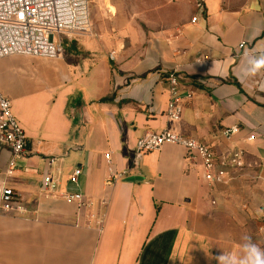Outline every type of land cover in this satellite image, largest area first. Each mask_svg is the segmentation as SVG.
<instances>
[{"label":"crops","instance_id":"1","mask_svg":"<svg viewBox=\"0 0 264 264\" xmlns=\"http://www.w3.org/2000/svg\"><path fill=\"white\" fill-rule=\"evenodd\" d=\"M172 28L118 43L113 60L87 39L81 54L0 59V91L33 151L20 161L31 171L8 178L26 211L0 212V264H221L243 260L246 245L264 252V67L251 72L264 56V0L190 3ZM173 71L192 94L177 123L165 116ZM231 126L238 132L224 137ZM164 128L210 146L227 183L208 189L199 160L177 145L136 154L139 137ZM239 151L243 167L224 163ZM107 152L127 172L114 183ZM9 158L0 147V186ZM75 167L68 188L107 202L101 230L86 209L41 193L43 172L65 188Z\"/></svg>","mask_w":264,"mask_h":264},{"label":"built area","instance_id":"2","mask_svg":"<svg viewBox=\"0 0 264 264\" xmlns=\"http://www.w3.org/2000/svg\"><path fill=\"white\" fill-rule=\"evenodd\" d=\"M202 0H198V7ZM195 19H192L194 21ZM90 27L89 0H0V59L11 55L56 59L63 54V38L72 35H84ZM245 47L244 43L239 44ZM114 59V53H109ZM169 99L165 107V116L171 123L182 118L184 102L192 97L190 92L181 94L179 75L173 71L167 75ZM238 132L237 126L222 130V135L230 138ZM253 140L254 136H250ZM164 144H173L186 151L188 159H198L203 167V179L208 189L218 184H225L230 179L228 171L216 169V157L212 148L194 138L181 135L177 131L164 128L157 132H147L136 141V154H144L159 150ZM0 147L8 149L10 158L4 169L5 180L0 186V212L24 213L26 208L15 188L9 185L8 178L21 173H28L31 168L21 165L22 159L28 158L33 151L29 148V140L25 130L14 116L10 100L0 91ZM107 165V180L111 183L123 178L126 171H115L110 152L103 155ZM243 153L239 151L234 157L224 159V163L237 168L244 165ZM135 159V156L132 160ZM54 157L47 158L50 168L56 164ZM81 170L75 167L68 174L65 188H62L60 176L53 177L50 170L41 175V193L74 202L79 208L86 209L88 226L101 230L107 202L94 201L80 191H72L68 187L77 185ZM212 203H214L212 201ZM98 207L102 208L98 211Z\"/></svg>","mask_w":264,"mask_h":264},{"label":"rangeland","instance_id":"3","mask_svg":"<svg viewBox=\"0 0 264 264\" xmlns=\"http://www.w3.org/2000/svg\"><path fill=\"white\" fill-rule=\"evenodd\" d=\"M90 27L84 35H72L63 39L92 40L106 45L107 54L118 43H128L143 36L169 32L181 18L190 3L198 0H89ZM65 53V49H63ZM37 59V58H36ZM33 67L36 75L44 69Z\"/></svg>","mask_w":264,"mask_h":264},{"label":"clouds","instance_id":"4","mask_svg":"<svg viewBox=\"0 0 264 264\" xmlns=\"http://www.w3.org/2000/svg\"><path fill=\"white\" fill-rule=\"evenodd\" d=\"M252 74H255L260 68L264 67V56L251 62ZM245 251L247 253L243 260L237 261L235 257L220 256L218 259L221 264H264V252L257 249L254 245H246Z\"/></svg>","mask_w":264,"mask_h":264},{"label":"trees","instance_id":"5","mask_svg":"<svg viewBox=\"0 0 264 264\" xmlns=\"http://www.w3.org/2000/svg\"><path fill=\"white\" fill-rule=\"evenodd\" d=\"M62 44H63V49H65L67 53L81 54V53L86 52L80 46V44L78 43L76 39H72V40L63 39ZM109 100H112V96L101 98L99 101L104 102V101H109Z\"/></svg>","mask_w":264,"mask_h":264}]
</instances>
